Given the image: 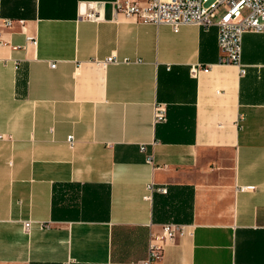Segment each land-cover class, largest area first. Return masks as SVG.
Wrapping results in <instances>:
<instances>
[{
	"label": "crops",
	"instance_id": "1",
	"mask_svg": "<svg viewBox=\"0 0 264 264\" xmlns=\"http://www.w3.org/2000/svg\"><path fill=\"white\" fill-rule=\"evenodd\" d=\"M241 63L216 25L0 0V264H264V32Z\"/></svg>",
	"mask_w": 264,
	"mask_h": 264
},
{
	"label": "built area",
	"instance_id": "2",
	"mask_svg": "<svg viewBox=\"0 0 264 264\" xmlns=\"http://www.w3.org/2000/svg\"><path fill=\"white\" fill-rule=\"evenodd\" d=\"M114 5L117 11L137 21L166 24L174 31L183 24H196L203 29L216 25L219 62L237 65L240 74L246 72L245 65L241 63L243 34L264 32V0H114ZM200 68V65L192 64L191 75L195 76ZM153 117L155 122L165 120L163 104L154 106ZM67 140L72 143L73 136L69 135ZM140 149L144 150V146ZM147 158L152 159L150 155ZM160 191H165V188H160ZM28 227L29 222H25L24 228L27 230ZM181 230L179 224L164 223L161 235L149 241V257L158 258L163 245Z\"/></svg>",
	"mask_w": 264,
	"mask_h": 264
}]
</instances>
